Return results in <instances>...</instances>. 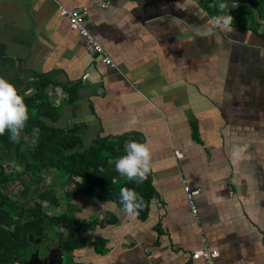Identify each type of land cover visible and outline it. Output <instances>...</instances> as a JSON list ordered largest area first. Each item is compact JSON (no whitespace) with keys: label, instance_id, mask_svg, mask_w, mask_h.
Masks as SVG:
<instances>
[{"label":"crops","instance_id":"0c3cea01","mask_svg":"<svg viewBox=\"0 0 264 264\" xmlns=\"http://www.w3.org/2000/svg\"><path fill=\"white\" fill-rule=\"evenodd\" d=\"M236 5L210 14L199 0H0V77L21 95L48 81L54 126H79L84 146L104 139L123 156L135 141L152 154L143 220L74 197L79 224L100 221L81 233L79 263L195 264L204 241L217 264H264V40L249 22L215 23L234 18ZM58 6L87 7V28L113 66L86 52ZM61 86L78 88L73 103L56 95ZM185 184L199 190L197 220Z\"/></svg>","mask_w":264,"mask_h":264},{"label":"trees","instance_id":"16d2710c","mask_svg":"<svg viewBox=\"0 0 264 264\" xmlns=\"http://www.w3.org/2000/svg\"><path fill=\"white\" fill-rule=\"evenodd\" d=\"M220 1L227 5L224 11L211 5V0H199V3L210 14L226 13L228 3L239 4L233 24L244 28L249 22L250 29L259 33V37L264 40V26L257 22L253 10L243 4L252 6L258 12L259 19L264 21V0ZM44 81H34L31 92L22 95L29 109V120L20 142H12L8 132L0 135V264L23 262L32 246L31 240L43 237L47 229L60 232L64 250L69 254L82 247L86 240L81 238V233L100 225V221L79 224L74 217L78 208L72 203L77 195L111 201L122 207L119 192L122 187H128L143 198L145 206L137 216L140 220L145 218L150 203L148 180L143 183L129 181L112 184L102 174L109 159L121 156L112 151L106 140L95 138L88 146H84L79 126H54L59 117L57 108L52 104L54 86H48V81ZM61 87L69 93L67 102L73 103L78 88ZM36 128L39 129V137L33 144V129ZM19 163L23 165L20 164L21 168L17 170ZM34 170L41 176V181L32 178ZM65 177L72 179L70 190L66 189ZM57 192L64 193L65 203L70 208L61 218H47L43 213L42 202L47 200L50 206L57 208Z\"/></svg>","mask_w":264,"mask_h":264},{"label":"clouds","instance_id":"9594fccd","mask_svg":"<svg viewBox=\"0 0 264 264\" xmlns=\"http://www.w3.org/2000/svg\"><path fill=\"white\" fill-rule=\"evenodd\" d=\"M226 4H220V11H224ZM232 16L226 15L217 17L215 23L223 29L229 28L232 23ZM29 120V109L16 86L0 77V135L8 132L9 139L12 142L19 143L21 134ZM33 144L39 137V129H33ZM126 154L115 162L114 171L120 177L128 180H135L137 183H143L148 179L151 172L152 154L147 144L139 142H127L125 144ZM243 149H234L233 155L238 156ZM122 211L130 218L135 219L139 211L145 206L143 198L128 187H122L119 192ZM107 203L101 205L106 208Z\"/></svg>","mask_w":264,"mask_h":264},{"label":"built area","instance_id":"2783aa9c","mask_svg":"<svg viewBox=\"0 0 264 264\" xmlns=\"http://www.w3.org/2000/svg\"><path fill=\"white\" fill-rule=\"evenodd\" d=\"M100 7L106 8L108 4H100ZM60 16L66 18L69 27L77 32L79 37L82 40V44L86 52L92 56L98 55L101 58V63L107 66H113L110 58H108L105 53L103 47L95 40V38L90 34L87 24H86V16H87V7H78L74 9H67L63 6H58ZM89 76L88 73L84 74L82 77L86 79ZM56 95L62 99H65V91H63L60 87H55ZM181 156V154H177ZM119 158H111L108 160V164L114 163ZM186 200L190 207V210L193 216L197 220V210L194 205L193 198L194 196L199 194V190L191 189L186 184L183 186ZM219 257V251L213 248H210L205 242L203 241V246L201 249L193 252L190 255V259L195 264H217V259Z\"/></svg>","mask_w":264,"mask_h":264},{"label":"flooded vegetation","instance_id":"af4514ba","mask_svg":"<svg viewBox=\"0 0 264 264\" xmlns=\"http://www.w3.org/2000/svg\"><path fill=\"white\" fill-rule=\"evenodd\" d=\"M31 244L26 259L19 264H81L75 250L71 254L64 250L63 239L56 229H47L43 237L31 240Z\"/></svg>","mask_w":264,"mask_h":264},{"label":"rangeland","instance_id":"374dc122","mask_svg":"<svg viewBox=\"0 0 264 264\" xmlns=\"http://www.w3.org/2000/svg\"><path fill=\"white\" fill-rule=\"evenodd\" d=\"M20 164L23 165V163H19L18 166H16V169L17 170L21 168V165ZM8 171H9V169H7V172ZM32 178L35 181H41V176L35 170L32 173ZM64 180L67 181V187H66V189L67 190H70L72 188V179H67L65 177ZM57 197H58V202H59V206L57 208H53L52 206H50V204H49V202L47 200H44L42 202L43 203V213H44L45 217H47V218L48 217L61 218L64 215H66V213L68 212L70 206L67 203H65V195H64V193L57 192ZM61 232H64V230H61ZM50 236H51V234H50ZM76 250H78V249H76ZM76 253H75V255H76Z\"/></svg>","mask_w":264,"mask_h":264},{"label":"water","instance_id":"95a60500","mask_svg":"<svg viewBox=\"0 0 264 264\" xmlns=\"http://www.w3.org/2000/svg\"><path fill=\"white\" fill-rule=\"evenodd\" d=\"M243 4L249 6L253 10L254 15H255V19L257 20V22H259L261 25L264 26V21H261L259 19L258 12L252 6H250L249 4H246V3H243ZM233 6H235V5H233ZM114 169H115V162L111 163V164H108L106 166V168L103 169L102 174L106 178L113 179V180H118L119 181V180H126L127 179V178L120 177L119 174L114 171Z\"/></svg>","mask_w":264,"mask_h":264}]
</instances>
